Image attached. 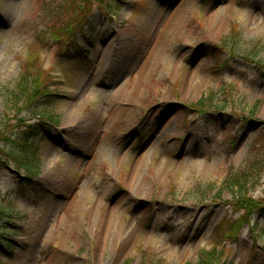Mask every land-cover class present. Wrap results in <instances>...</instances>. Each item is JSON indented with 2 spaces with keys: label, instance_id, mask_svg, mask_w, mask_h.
Listing matches in <instances>:
<instances>
[{
  "label": "rangeland",
  "instance_id": "374dc122",
  "mask_svg": "<svg viewBox=\"0 0 264 264\" xmlns=\"http://www.w3.org/2000/svg\"><path fill=\"white\" fill-rule=\"evenodd\" d=\"M25 72L38 112L9 95ZM29 124L33 174L1 164ZM251 153L264 0H0L1 263H195L243 213L212 264H264V170L242 210L225 184Z\"/></svg>",
  "mask_w": 264,
  "mask_h": 264
},
{
  "label": "trees",
  "instance_id": "16d2710c",
  "mask_svg": "<svg viewBox=\"0 0 264 264\" xmlns=\"http://www.w3.org/2000/svg\"><path fill=\"white\" fill-rule=\"evenodd\" d=\"M106 1L104 0L105 3ZM114 1L121 2L122 0ZM103 5L102 3L101 6ZM9 95L10 97L16 96L21 104L27 105V108L33 109L35 112L40 111V108L43 106L50 104L54 97L49 89V84L46 82L41 85L38 84L33 78V74L31 75L29 72L20 75L16 91H10ZM197 105L201 109L216 107L215 103L211 102L210 99L207 100L205 97L200 98L197 101ZM36 114H38V118L47 119V116L43 113ZM39 134H42V132L35 125L29 124L26 128L20 130L19 134L13 135L14 141H11V145L5 149L3 148V153L6 157L5 161L0 160L1 164L3 166L7 164L14 165L16 168L24 170L27 174H33L37 169V146L34 140ZM263 170L264 161L257 160V157L251 153L247 155L241 166L227 174L225 184L231 192V204L237 209L240 208L242 210L246 205L251 206L253 204L249 195L252 192V186L258 181ZM9 215L10 213L5 207H0V220ZM246 222L247 220H244V214L241 213L238 220H225L222 232L229 234L227 231H235L243 224H246ZM222 232H217V236L213 239V244L210 249L202 250L197 261L188 264H212L213 259L221 252H219V249L222 248V245L218 237H220ZM218 246L220 247L219 249H217ZM0 264L4 263L0 262Z\"/></svg>",
  "mask_w": 264,
  "mask_h": 264
},
{
  "label": "bare ground",
  "instance_id": "6f19581e",
  "mask_svg": "<svg viewBox=\"0 0 264 264\" xmlns=\"http://www.w3.org/2000/svg\"><path fill=\"white\" fill-rule=\"evenodd\" d=\"M131 217L134 218V216H131ZM105 220H106V219H102V220L100 221V223L98 224V226H100L99 229H101V231L103 230ZM133 222H134V221H133ZM102 226H103V227H102ZM131 226H134V227H135L136 224H135V223H131ZM132 230H133V228H132Z\"/></svg>",
  "mask_w": 264,
  "mask_h": 264
}]
</instances>
